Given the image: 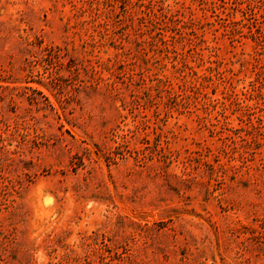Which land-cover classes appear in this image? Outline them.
Segmentation results:
<instances>
[{
	"label": "rangeland",
	"instance_id": "rangeland-1",
	"mask_svg": "<svg viewBox=\"0 0 264 264\" xmlns=\"http://www.w3.org/2000/svg\"><path fill=\"white\" fill-rule=\"evenodd\" d=\"M0 264H264V0H0Z\"/></svg>",
	"mask_w": 264,
	"mask_h": 264
}]
</instances>
